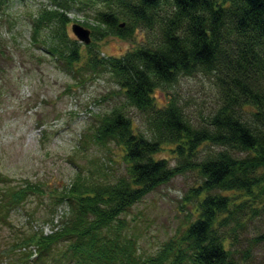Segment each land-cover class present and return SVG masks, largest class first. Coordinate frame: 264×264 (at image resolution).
I'll return each instance as SVG.
<instances>
[{"label": "trees", "instance_id": "obj_1", "mask_svg": "<svg viewBox=\"0 0 264 264\" xmlns=\"http://www.w3.org/2000/svg\"><path fill=\"white\" fill-rule=\"evenodd\" d=\"M11 1L0 0V14ZM91 6L99 7L100 25L92 36L131 41L121 57H101L95 40L82 55L65 30L67 12ZM46 27V50L74 79L106 71L119 86L126 103L83 136L99 148H119L126 172L107 181L78 175L61 196L71 212L66 226L23 236L6 254L16 253L17 264H264V0H50L33 21L35 41ZM201 74L215 92L208 111L196 115L172 89ZM126 107L142 114L144 130ZM165 150L175 164L159 156ZM192 170L202 179L182 200L192 204L187 223L143 260L125 238L121 216ZM26 196L0 186L2 225Z\"/></svg>", "mask_w": 264, "mask_h": 264}, {"label": "rangeland", "instance_id": "obj_2", "mask_svg": "<svg viewBox=\"0 0 264 264\" xmlns=\"http://www.w3.org/2000/svg\"><path fill=\"white\" fill-rule=\"evenodd\" d=\"M49 4L50 0H13L0 14V179L4 180L0 186L27 192L20 207L11 212L9 224L0 223V264H17L16 253L6 254L13 241L40 230L49 236L66 226L71 212L61 196L71 190L78 175L107 181L126 172L119 148H99L83 136L126 100L106 71L77 74L76 79L68 74L63 61L46 50L52 44L50 28L33 39V21ZM81 8L67 12L70 21L64 27L76 40L73 25L91 33L100 27L95 20L99 7ZM98 37L91 34V42H97L101 57H121L132 48L130 40ZM134 38L141 42L143 33ZM79 44L84 55L88 45ZM84 60L85 56L80 64ZM172 92L190 113L199 115L210 108L215 89L210 78L201 74L182 78ZM154 95L160 104L166 102L163 92ZM125 111L144 130L142 114L134 107ZM159 156L176 162L169 151ZM201 179L197 170L177 175L121 216L124 236L133 241L143 260L154 257L187 223L192 204L183 207L182 200ZM30 249L35 251L33 246Z\"/></svg>", "mask_w": 264, "mask_h": 264}, {"label": "water", "instance_id": "obj_3", "mask_svg": "<svg viewBox=\"0 0 264 264\" xmlns=\"http://www.w3.org/2000/svg\"><path fill=\"white\" fill-rule=\"evenodd\" d=\"M72 31L74 35L77 37L78 41L81 43L83 42L86 45H89L91 43V32L88 29H85L84 27L75 24L72 26Z\"/></svg>", "mask_w": 264, "mask_h": 264}]
</instances>
